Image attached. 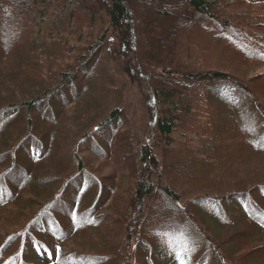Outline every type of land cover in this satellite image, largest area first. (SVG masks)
<instances>
[{"label":"trees","instance_id":"1","mask_svg":"<svg viewBox=\"0 0 264 264\" xmlns=\"http://www.w3.org/2000/svg\"><path fill=\"white\" fill-rule=\"evenodd\" d=\"M256 1L0 0V98L8 100L0 104V264H43L46 256L47 264H158L156 255L185 256L194 243L200 248L193 264H226L220 241L195 220L217 210L219 222L228 223L234 208L264 223L252 196L264 185L221 199L197 196L182 208L174 176L215 177L194 170L206 155L205 144L201 151L190 145L200 124H229L231 134L223 136L244 145L227 144L229 154L264 153V103L253 92L264 72L244 80L212 69L197 40L202 29L230 38L223 42L242 57L229 66L263 62L264 16L249 12ZM237 15L245 16V28L232 25ZM128 81L143 95L137 113L123 100ZM17 92L24 100L10 103ZM23 111L26 121L14 116ZM86 154L123 175L114 180L118 187L91 169ZM125 173L135 183L123 188L129 195L119 211L136 224L124 238L108 232L116 236L108 242L113 254L69 249L76 238L93 244L88 235L120 227L121 219L102 210L118 206ZM182 212L188 217L177 220Z\"/></svg>","mask_w":264,"mask_h":264},{"label":"rangeland","instance_id":"2","mask_svg":"<svg viewBox=\"0 0 264 264\" xmlns=\"http://www.w3.org/2000/svg\"><path fill=\"white\" fill-rule=\"evenodd\" d=\"M235 9V8H234ZM240 11L238 9L234 10ZM249 12H259L264 16V0H257L254 5L250 6ZM245 16L237 15L235 18V24H238L240 27L245 28L246 21ZM243 25H245L243 27ZM37 29L30 31V33H34ZM202 33L198 36L199 41L198 46L204 55H207L209 59H213L209 64L212 69H219L223 71H230L234 75L248 80L253 77L255 74L264 72V61L259 64L255 63L253 68L244 67L239 69L236 65H228V63L237 62L238 59L242 57L241 53H237L232 50L230 47L226 46L223 42L228 37L218 40L216 34H210L203 29L200 30ZM237 77V78H238ZM57 85V84H56ZM253 92L257 95L259 101L264 103V84H259L254 87ZM6 96H1L0 104L7 102L8 100L5 98ZM123 100L131 111L134 113L138 112V108L140 109L141 105H144L143 95L141 89L138 87V84L133 83L132 81H128V85L125 89ZM194 98V97H193ZM10 103L15 101H23L24 98L20 96L17 92V95L14 98L9 97ZM199 110L202 112V107L200 106ZM244 111V110H242ZM22 116V120L26 121L30 118V116L23 111L22 114L19 112H15L14 116ZM144 121L142 120V124L140 128H142ZM246 127V126H245ZM216 130L214 127H204V124H200L198 126V131L200 133V138H193V142L190 145L195 149L201 151V148L198 147L199 144H205L206 155L205 159L201 162H196L197 165L194 167L197 172V176L199 178H203L204 175L213 174L215 177L210 176V180L201 179L198 181H194L195 178L187 177L185 174H181L178 176H174L176 180L180 181L179 187L177 186L178 192L183 197L182 208H187L189 201L197 196L201 197H214L216 199H221L224 196H227L233 190L237 191H249L251 189H256L258 185H264V153L259 154L257 157L250 156H235L226 152L227 144L229 148L236 150L244 146L243 144H238L233 146L231 141H228V137L225 138L223 136L224 133H227L226 136H230L231 129L229 124L226 121H223ZM222 131V132H221ZM221 133V134H220ZM232 134L234 135V130H232ZM75 138V137H74ZM181 140L176 139L175 143L180 144ZM213 141V142H212ZM214 144L213 148H211V144ZM116 145V147H114ZM119 142H115L111 145V149L118 148ZM117 154V151H115ZM256 156V155H253ZM87 161L90 160V167L92 170L96 171L98 174L103 176L113 177V181L117 179V177L123 176L120 172L114 174V166L109 163L105 164L98 159H94L89 154L85 155ZM136 160V158H134ZM244 159H251L248 164L242 165ZM186 163V161H185ZM195 164V163H194ZM122 166V165H121ZM123 167V166H122ZM130 169L127 168L126 171ZM141 169V173H142ZM106 182L107 179H106ZM115 186L118 187L116 181ZM135 183V180L129 177L125 173V180L120 181L121 188V198L116 205L115 208L113 206L105 208L102 210L103 213H106L105 216L121 219L120 227L119 225L115 226L113 229H105L101 231H97L93 235L95 236L94 243L92 244L86 235L82 238H76L71 242L67 247L69 249H74L79 252H85V254H113L115 249L111 251V247H109L108 242L112 240L116 243V236H118L119 232H121V237H125L127 234V226L136 224V221L129 213L124 217V213H121L119 210V205H122L124 198H128L130 187ZM106 185H111V183H106ZM128 186L129 190L125 194L123 188ZM116 190V189H115ZM259 193V196H258ZM255 193L253 198L257 201L259 207L264 211V192L259 191ZM18 202H20L18 200ZM160 205L167 207L162 201L158 202ZM90 205V202L87 204ZM252 205V202L248 203V206ZM22 207V204H19L18 210ZM173 207L171 206V210ZM124 212V210H123ZM154 213V211H152ZM25 214L24 212H22ZM110 213L112 214L110 216ZM123 214V217H121ZM25 216V215H24ZM245 217L247 221L252 222L254 225H249L248 223L243 224L240 222L239 217ZM243 216L234 209H229V222L221 223L220 214L217 210L210 211V216L204 214L202 216H198L195 220V223H201L203 225L204 230L209 232L211 235L216 237L217 240L220 241V245L217 247V253L224 257V262L226 264H264V223L261 220H253L249 218V214L246 209H243ZM188 217L186 213L182 212V215H178V219H184ZM261 217V216H260ZM257 218V217H256ZM127 219V222H126ZM264 220V215L263 218ZM188 221V220H187ZM186 219L183 223H187ZM246 221V220H245ZM14 220L10 222H5L4 227L9 228L12 226ZM22 220H19L18 223H21ZM186 229V228H185ZM200 229V228H199ZM112 232L114 234L107 236L108 232ZM196 231V230H195ZM202 232V230L200 229ZM198 235V234H197ZM107 236V237H105ZM165 248L168 244L160 243ZM195 244L194 249L184 250L185 256L183 258L186 261V264H193L191 256L196 255L195 250L200 248V245ZM188 248V247H187ZM121 247H118V253ZM32 253V252H31ZM35 255V254H34ZM33 256V255H32ZM158 264H177V260L173 257H169V253L167 256L159 257V255L155 256ZM143 262L146 263V260ZM49 262L48 257L46 256L43 260V264H47ZM41 264L40 262H38ZM144 264V263H143ZM216 264V263H211Z\"/></svg>","mask_w":264,"mask_h":264},{"label":"snow or ice","instance_id":"3","mask_svg":"<svg viewBox=\"0 0 264 264\" xmlns=\"http://www.w3.org/2000/svg\"><path fill=\"white\" fill-rule=\"evenodd\" d=\"M173 255H174L175 259L177 260V264H186L185 259L178 252H173Z\"/></svg>","mask_w":264,"mask_h":264}]
</instances>
